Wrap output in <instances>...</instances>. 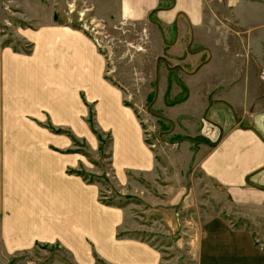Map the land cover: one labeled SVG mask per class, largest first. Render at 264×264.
<instances>
[{
    "label": "crops",
    "instance_id": "crops-1",
    "mask_svg": "<svg viewBox=\"0 0 264 264\" xmlns=\"http://www.w3.org/2000/svg\"><path fill=\"white\" fill-rule=\"evenodd\" d=\"M82 2L121 24L150 20L170 32L145 44L142 64L154 59V68L137 86L147 100L159 70L151 105L157 110L161 99L158 112L180 137L175 150L186 148L188 136L196 144L192 171L202 173L224 213L204 222L197 260L264 264V38L218 35L211 12L204 19L206 0ZM45 7L44 19L16 32L28 51L0 46V264H15L16 254L36 244H56L75 264H160L155 247L118 235L124 211L99 201L98 181L70 172L87 164L73 139L97 143L89 116L110 136L116 176L149 175L160 164L124 87L109 76V53L79 23L56 22L54 2ZM177 105L189 108L165 114Z\"/></svg>",
    "mask_w": 264,
    "mask_h": 264
},
{
    "label": "rangeland",
    "instance_id": "rangeland-1",
    "mask_svg": "<svg viewBox=\"0 0 264 264\" xmlns=\"http://www.w3.org/2000/svg\"><path fill=\"white\" fill-rule=\"evenodd\" d=\"M49 2L55 4L56 22L86 23L88 28L79 27L90 35L91 19L100 24L96 28L98 36L102 37L104 44L108 41L110 45L103 49L107 51L106 55L109 53L111 60L109 66L113 71L109 76L124 87L128 96L126 102L136 110L145 129V140L160 164V168L149 175L125 170L122 176H116L111 165V139L107 133H102V141L97 140L92 147L84 141H75L87 157L86 166L77 170L98 181L100 202L113 203L123 209L124 221L118 231L119 236L135 237L155 247L161 253L160 264H199L197 247L204 237L202 226L209 217L223 216L224 213L220 204L209 197L202 173L192 171L191 153L196 150V144L192 145L188 136L183 138L186 142L181 145L186 148L175 150L180 137L171 132L174 124L158 112L162 109L161 99L158 98V109L155 110L152 101L143 100V85L141 90L137 86L142 82L139 77L150 74L154 68V59L149 64H142L148 49L145 44L149 41L153 44V38H168L170 32L150 20L121 24L112 19L114 16L108 10H100L99 5H92V9L79 19L78 10L89 5L87 2L83 4L82 0H0V46L12 45L14 49L28 51L30 45L21 41L16 32L20 27H33L37 16L44 19L47 14L45 6ZM82 4L84 6L81 7ZM69 6H72L71 12ZM206 9L204 19L207 20V13L211 12L212 18L221 25L222 31H216L218 35L226 38H264V0H206ZM155 45L158 46V43ZM153 50H149L152 56L159 53L158 48ZM166 63L169 67L170 64ZM162 64L165 65L164 62ZM155 72L156 81L149 83L152 89L148 96H153L157 78L161 76L158 69ZM168 77L173 79L175 75L170 72ZM188 108L189 105L170 106L164 112L168 116H178ZM88 120H91L90 116ZM176 164L181 166L177 168ZM233 221L242 223L240 220ZM12 260L15 264L55 261L75 264L69 252L56 244H36L31 250L16 254Z\"/></svg>",
    "mask_w": 264,
    "mask_h": 264
},
{
    "label": "built area",
    "instance_id": "built-area-1",
    "mask_svg": "<svg viewBox=\"0 0 264 264\" xmlns=\"http://www.w3.org/2000/svg\"><path fill=\"white\" fill-rule=\"evenodd\" d=\"M82 6H84V5L82 4L81 7ZM70 7H72V6H69V8H68L70 10L69 12H71L73 10V9H70ZM85 8L87 10L84 9V8L82 10H78V14L80 15L79 19H81L82 16L85 13H87L86 11L91 9V6L87 5V7H85ZM90 18H92V17H90ZM90 23L92 24V27H90L91 36L94 38V40H95V42L97 43L98 46L105 48L106 45L102 42V37L98 36L99 35V31H98V29H96L97 27H99L100 24L99 23H94L92 19H91ZM79 24L81 26H84V27H87V28L89 27L88 24H86V23L79 22Z\"/></svg>",
    "mask_w": 264,
    "mask_h": 264
},
{
    "label": "trees",
    "instance_id": "trees-1",
    "mask_svg": "<svg viewBox=\"0 0 264 264\" xmlns=\"http://www.w3.org/2000/svg\"><path fill=\"white\" fill-rule=\"evenodd\" d=\"M148 99L149 101H152V96L151 94L148 96ZM89 124H90V129L93 131V133L96 135L97 137V140L100 142L102 141L101 140V137H100V133L97 132L95 129H94V126H93V123L91 120H88ZM56 132H61L62 130L60 129H56L55 130ZM110 137V136H109ZM74 140V139H73ZM75 142V140H74ZM101 147V146H100ZM70 172H75L77 174H80L84 179H86L88 182H92L93 180L89 179L85 174H83L82 172H78V171H75V170H70ZM99 193H100V190H99ZM100 195V194H99ZM100 199V198H99ZM105 204H111V205H114L113 203H109V202H104Z\"/></svg>",
    "mask_w": 264,
    "mask_h": 264
}]
</instances>
